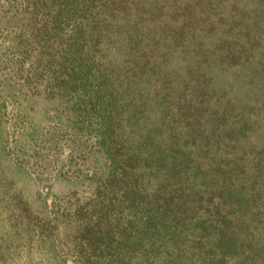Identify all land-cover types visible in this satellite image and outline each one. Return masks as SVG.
<instances>
[{"label":"trees","instance_id":"trees-1","mask_svg":"<svg viewBox=\"0 0 264 264\" xmlns=\"http://www.w3.org/2000/svg\"><path fill=\"white\" fill-rule=\"evenodd\" d=\"M2 54L86 191L70 264H264V0H0Z\"/></svg>","mask_w":264,"mask_h":264},{"label":"rangeland","instance_id":"rangeland-1","mask_svg":"<svg viewBox=\"0 0 264 264\" xmlns=\"http://www.w3.org/2000/svg\"><path fill=\"white\" fill-rule=\"evenodd\" d=\"M22 78L14 65H1L0 264H70L61 222L86 191L83 183L52 172L51 98L39 80L41 95L29 96ZM51 218L60 220L52 233Z\"/></svg>","mask_w":264,"mask_h":264}]
</instances>
